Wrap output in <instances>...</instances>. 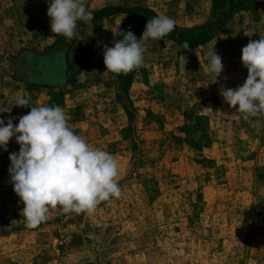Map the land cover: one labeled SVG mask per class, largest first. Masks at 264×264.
Returning <instances> with one entry per match:
<instances>
[{
  "label": "rangeland",
  "instance_id": "374dc122",
  "mask_svg": "<svg viewBox=\"0 0 264 264\" xmlns=\"http://www.w3.org/2000/svg\"><path fill=\"white\" fill-rule=\"evenodd\" d=\"M83 2L94 19L68 40L51 32L48 0H0V101L62 107L76 134L118 159L123 195L27 228L10 183L12 138L0 148V264H264V116L246 119L220 95L247 77L241 50L264 35V0ZM139 7L172 18L177 34L149 39L142 66L110 73L103 48ZM29 111L0 119L15 125Z\"/></svg>",
  "mask_w": 264,
  "mask_h": 264
},
{
  "label": "clouds",
  "instance_id": "9594fccd",
  "mask_svg": "<svg viewBox=\"0 0 264 264\" xmlns=\"http://www.w3.org/2000/svg\"><path fill=\"white\" fill-rule=\"evenodd\" d=\"M47 16L51 32L68 40L78 35V21L91 23L94 19L83 0H48ZM175 27L172 18L158 15L148 19L139 39L132 31L119 29L122 38L114 40L112 47L103 48L106 71L126 75L142 66L146 42L162 40ZM243 33L247 37L256 34L251 30ZM188 48L185 41L184 49ZM241 52L247 77L236 88L221 86L220 95L246 119L264 116V35L258 40L250 39ZM204 56L212 83H218L224 66L215 44L208 47ZM13 106L30 111L20 116L15 125V118L10 117L7 123L0 119V148L7 151L12 138L19 145L18 152L9 154L8 171L13 191L23 204L21 215L27 228L35 229L46 222L53 210L93 215L102 202L122 197L118 159L76 134L62 107L33 106L30 97L17 96L11 104L0 101V113H11Z\"/></svg>",
  "mask_w": 264,
  "mask_h": 264
},
{
  "label": "trees",
  "instance_id": "16d2710c",
  "mask_svg": "<svg viewBox=\"0 0 264 264\" xmlns=\"http://www.w3.org/2000/svg\"><path fill=\"white\" fill-rule=\"evenodd\" d=\"M156 16L157 15L154 14V12H152L148 8L139 7L137 9H129L128 17L120 27V31H132L136 35V37L139 38L138 35L140 28H145L148 19H151ZM177 29H179L178 26H176L175 29L167 36L174 37L177 34ZM117 38H122L119 35V31ZM178 39H180L181 41H187L185 36H182V34H178Z\"/></svg>",
  "mask_w": 264,
  "mask_h": 264
}]
</instances>
